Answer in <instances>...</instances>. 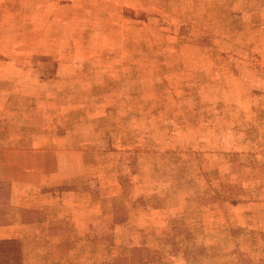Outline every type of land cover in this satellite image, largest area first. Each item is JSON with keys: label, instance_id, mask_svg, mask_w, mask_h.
<instances>
[{"label": "rangeland", "instance_id": "1", "mask_svg": "<svg viewBox=\"0 0 264 264\" xmlns=\"http://www.w3.org/2000/svg\"><path fill=\"white\" fill-rule=\"evenodd\" d=\"M8 149L0 264H264V0H0Z\"/></svg>", "mask_w": 264, "mask_h": 264}, {"label": "crops", "instance_id": "2", "mask_svg": "<svg viewBox=\"0 0 264 264\" xmlns=\"http://www.w3.org/2000/svg\"><path fill=\"white\" fill-rule=\"evenodd\" d=\"M8 159L6 165H5V175L0 178V181L6 182L10 186V198L15 194L17 186L21 185L22 183L27 182L28 180H31V178L37 177V174L39 175V180L34 181L37 183H45L46 181H50V174L55 173L56 171L60 170L61 166L60 164H56L55 160L53 158H50V161L48 163H41L31 160L32 164H28L27 161L24 160H17L16 157L18 155L22 154L23 157L25 156H33L40 153L42 155V152H38L37 150H17V149H8ZM52 156V155H51ZM13 157V158H11ZM30 163V162H29ZM42 177L44 178L42 180ZM23 209L24 208L23 206ZM38 225H33L36 227H43L41 224L46 223V221H37ZM32 224H23V228H29ZM20 227V225H19ZM18 223L17 221H14L13 223H6L3 225H0V240H16L18 244L21 246V252L23 256L26 252V243H25V237L23 233H18ZM17 230V232H16ZM26 230V229H24ZM23 230V231H24Z\"/></svg>", "mask_w": 264, "mask_h": 264}, {"label": "trees", "instance_id": "3", "mask_svg": "<svg viewBox=\"0 0 264 264\" xmlns=\"http://www.w3.org/2000/svg\"><path fill=\"white\" fill-rule=\"evenodd\" d=\"M0 186H7V189L9 190L10 188V186H9V184L8 183H6V182H2V181H0ZM8 195V194H7Z\"/></svg>", "mask_w": 264, "mask_h": 264}]
</instances>
